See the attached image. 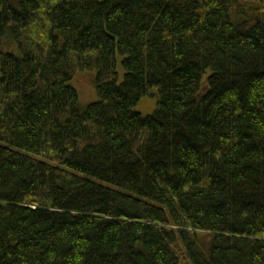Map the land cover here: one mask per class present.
<instances>
[{
	"label": "trees",
	"instance_id": "trees-1",
	"mask_svg": "<svg viewBox=\"0 0 264 264\" xmlns=\"http://www.w3.org/2000/svg\"><path fill=\"white\" fill-rule=\"evenodd\" d=\"M0 67V264H264V0H0Z\"/></svg>",
	"mask_w": 264,
	"mask_h": 264
},
{
	"label": "rangeland",
	"instance_id": "rangeland-1",
	"mask_svg": "<svg viewBox=\"0 0 264 264\" xmlns=\"http://www.w3.org/2000/svg\"><path fill=\"white\" fill-rule=\"evenodd\" d=\"M13 44L7 41L4 45V49L6 51H14L13 54L19 55L17 46L15 44L13 46ZM121 62H122V57H119L118 73H119L120 81L123 80V76H124ZM96 78H97L96 72L78 73L73 77V79L69 83V85L78 92L80 98V107L82 109H87L90 105L98 102L99 100L96 92ZM156 108H157L156 99L144 98L134 108V110L136 113H139L142 116L147 117L152 115L155 112ZM208 241H209L208 236L201 234L200 243L202 245H207Z\"/></svg>",
	"mask_w": 264,
	"mask_h": 264
}]
</instances>
